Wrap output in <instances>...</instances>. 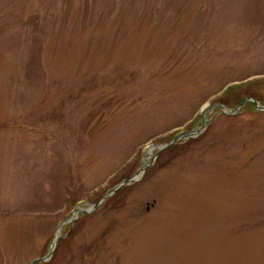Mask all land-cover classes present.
<instances>
[{"label": "rangeland", "instance_id": "1", "mask_svg": "<svg viewBox=\"0 0 264 264\" xmlns=\"http://www.w3.org/2000/svg\"><path fill=\"white\" fill-rule=\"evenodd\" d=\"M47 256L264 264V0H0V264Z\"/></svg>", "mask_w": 264, "mask_h": 264}, {"label": "water", "instance_id": "2", "mask_svg": "<svg viewBox=\"0 0 264 264\" xmlns=\"http://www.w3.org/2000/svg\"><path fill=\"white\" fill-rule=\"evenodd\" d=\"M254 102L256 103V101H254ZM256 104H257V103H256ZM220 106H221V105H220ZM225 107H226V106H225ZM225 107L223 106V108H225ZM226 109H227V108H226ZM197 131H198L197 129H193V130H191V131H187V132H183V133L179 134L178 136L175 137V139H172V141H171L169 144L163 146L162 149H160L159 151H163V150L167 149V148L170 147V146H173L174 144L178 143L179 141H181V140H183V139H187V138L193 137ZM157 155H158V154H157ZM132 181H133V178L125 179V180H124L120 185H118V186H117L112 192L114 193V192L118 191L119 189H121L122 187H124V185L126 186V185H128L129 183H131ZM109 197H110V195H105V196L102 198V200H100L97 204L94 205V208H93V209L97 208L98 205H99L103 200H106V199L109 198ZM83 212H86V213H87V211H83ZM83 212H82V213H83ZM60 238H61V237H60ZM60 238L57 239V241H56V245L58 244ZM47 258H48V256H47V257L38 258V259L32 261L31 264H37V263L44 262V260H46Z\"/></svg>", "mask_w": 264, "mask_h": 264}, {"label": "bare ground", "instance_id": "3", "mask_svg": "<svg viewBox=\"0 0 264 264\" xmlns=\"http://www.w3.org/2000/svg\"><path fill=\"white\" fill-rule=\"evenodd\" d=\"M202 107H203V108H202V111L204 112V117H205V116H206V110H207V108H208V105H204V106H202ZM199 133H200V132L197 131V132L195 133L194 137H196ZM158 149H160V148L149 147L147 150H145V151H146V154H145L144 166H143V168H142L139 172H137L138 174H136L135 179H134V182H135V181H139V180L141 179V177H142V175H143V173H144L146 167L148 166V163H149L148 161H150L151 158H154V157L156 156V150H158ZM83 211H85L84 208H82V207L77 208V209L75 210V212L72 214V216L70 217V220H73V219H75L76 217H78L79 214L82 213ZM61 234H62V229L60 228V229L57 231L56 236H55V239H54V241H53V247H55V245H56V241H57V239L61 236Z\"/></svg>", "mask_w": 264, "mask_h": 264}, {"label": "trees", "instance_id": "4", "mask_svg": "<svg viewBox=\"0 0 264 264\" xmlns=\"http://www.w3.org/2000/svg\"><path fill=\"white\" fill-rule=\"evenodd\" d=\"M253 106H254V104H253Z\"/></svg>", "mask_w": 264, "mask_h": 264}]
</instances>
